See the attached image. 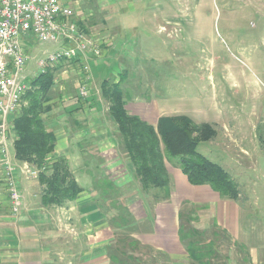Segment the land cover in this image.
Returning <instances> with one entry per match:
<instances>
[{"label": "rangeland", "instance_id": "obj_1", "mask_svg": "<svg viewBox=\"0 0 264 264\" xmlns=\"http://www.w3.org/2000/svg\"><path fill=\"white\" fill-rule=\"evenodd\" d=\"M69 7L73 14L70 21L84 39L99 46L101 55L95 58L87 53L74 58V62H86L89 78L87 73L82 77L83 68L75 64L71 69L60 66L55 72L50 92L53 108L47 126L51 130L60 124V132L66 134L74 120L76 130L90 131L92 125H99L94 129L104 133H96L100 135L98 146L87 136L85 150L79 156L86 161L87 171L76 174L75 179L80 186L95 191L97 198L102 196L101 207L107 211L105 220L110 228L106 231L107 244L118 246L121 242L126 255L134 260L125 259L123 250L106 247L107 253L119 258V264H191L178 240L179 212L183 208V217L193 212L191 226L206 232L200 242H212L218 255L212 264H263L264 0H148L146 10H140L139 2L121 1L108 8L111 11L106 14L95 11L86 18H80L75 8ZM113 10L117 13L114 20L110 18ZM111 25L117 30L108 33L105 26ZM26 44L27 64L20 78L32 81L43 70L39 63L60 44L40 43L35 38ZM104 80L121 82L126 111L153 126L160 117L181 115L197 125H211L215 136L200 142L197 152L228 172L237 185L238 200L215 196L208 205L186 202L181 204L177 219L175 212L171 221L161 214L157 217L159 211L155 212L150 197L157 199L160 191L141 186L119 141L109 114L110 104L102 96ZM82 87L85 96L80 95ZM66 98L80 108L74 110L75 105H68ZM87 106L96 110L94 118L84 114L82 108ZM67 110L77 112L67 119ZM166 169L171 174L175 168L166 163ZM0 174L11 212L7 178L4 172ZM113 219L128 225L112 228ZM59 220L62 224L58 221V234L62 236L67 231L66 221L61 216ZM93 230L83 234L98 240ZM79 233L82 230L74 229L72 236ZM161 234L169 236L170 246L163 244ZM129 238L144 249L133 251ZM160 247L165 249L156 251Z\"/></svg>", "mask_w": 264, "mask_h": 264}, {"label": "trees", "instance_id": "obj_2", "mask_svg": "<svg viewBox=\"0 0 264 264\" xmlns=\"http://www.w3.org/2000/svg\"><path fill=\"white\" fill-rule=\"evenodd\" d=\"M63 63L65 62L61 61L58 66L47 67L44 73L30 81L29 89L22 97L26 104L23 103L12 121L14 158L18 163H27L39 172L37 180L43 187L40 194L43 207H63L75 201L82 192L66 159H50L57 142L54 132L47 126L53 108L50 92L54 86V74ZM120 83L113 84L104 80L101 93L110 104L109 114L116 125L119 141L133 163L143 188L160 189L169 186L167 163L179 169L190 185L208 186L221 199L233 202L238 200L237 185L228 172L197 152L200 142H208L215 136L211 125H197L189 117L181 115L160 117L153 126L126 111ZM182 213L183 208L179 212L181 224L177 230L178 240L188 254L189 261L191 264H212V260L218 258L212 242H200L199 238H203V233L206 232H200L191 226L192 211L185 217ZM117 219L112 220V228L122 229L128 225L126 222L122 225V221ZM213 234L216 235L215 232ZM129 240L133 251L144 249L138 241ZM120 244L121 242H118V246L108 245L106 249L117 252L123 250L121 255L126 256L125 259L134 260L126 255V249H122ZM110 260L116 264L121 261L116 256H111Z\"/></svg>", "mask_w": 264, "mask_h": 264}, {"label": "crops", "instance_id": "obj_3", "mask_svg": "<svg viewBox=\"0 0 264 264\" xmlns=\"http://www.w3.org/2000/svg\"><path fill=\"white\" fill-rule=\"evenodd\" d=\"M121 1L125 3L139 2L140 10H146L145 7L148 2V0H62V3L66 6H73L76 14L78 13L80 18H86L88 17L87 15L95 13V11L106 14L107 11H111L108 8ZM116 14V10H113L110 18L114 20ZM115 27L113 25L105 26V30H111L113 32V29H116ZM59 46H61V44ZM107 52L109 53V51L106 50V54H108ZM85 63L84 60L78 59L76 62L73 60L65 62L61 66H66V68L71 69L75 64L77 67L80 66L85 69ZM86 72L84 71L82 77H85ZM86 75L87 78H89L88 73ZM66 100L68 105H75L73 108L74 110L80 108L78 104L76 106L73 102L68 101V98H66ZM92 109L93 106L82 108V110H84L83 112H85L84 114H92L94 118L93 112L95 113L96 110L93 111ZM71 111L72 110L66 111L67 119L77 112ZM56 115L59 116L60 114L57 113ZM62 116L64 117V115ZM51 120L55 121L54 119ZM72 121L73 122L70 124H72L74 128H67L71 129L70 132L72 133H61L59 130L61 128L60 124L50 127L57 138L54 152L50 159L64 157L75 178L76 174L87 171L85 167L87 165L85 164L86 161L79 157L81 155L80 153H83L85 150V140L87 136L95 139L94 145L98 146L100 135L96 133H101V136H103L104 133L103 131L100 132L94 129L95 126L99 125L91 126L92 129H90V131L92 133L88 131L87 128L76 130L75 127L78 126V124L74 120ZM66 135L67 137L64 139ZM104 136L106 137L107 134L105 133ZM101 141L103 142L104 140ZM12 145L13 143L9 146L12 151L11 152L9 149V158L16 166V181L21 195L23 196V202L19 208L18 214L13 215L10 212L6 190L4 189L5 187H3L4 185H2V183L0 184V264H112L110 261L112 255L110 256L105 250L108 246L106 231L110 228L107 226L105 220V213L107 211L105 208L101 207L104 206L101 202L102 196L97 198L95 191L86 188L84 185H79L82 188V192L75 201L69 202L60 208L43 207L40 202V194L43 187L37 180L38 174L36 176L26 174L23 170L25 167L31 170H34V168L24 163H18L15 160ZM98 149H100V147H98ZM65 152H67V154ZM100 154L101 152H99V155ZM70 165H72V170ZM74 165L78 166L79 169L74 170ZM1 172L3 173V170L0 167V173ZM2 175L3 174H0V180L2 179ZM169 176V186L158 190L155 189L156 191H160L157 193L159 194L157 199H155V196L153 198L150 197L151 203L155 206V212L159 211V213L156 212L157 217L161 214L164 218H168L169 221H171L174 212L176 219L178 218L179 208L182 203H204L208 205L209 201L213 200L215 196L220 198L218 194L213 192L208 186L190 185L185 175L179 169L176 170L175 168L171 174L169 173ZM101 194L105 196V192L102 190ZM177 199L178 201H176ZM60 216L66 221V223L63 222L66 224V228L63 227L64 225L61 226L67 230L64 232L65 235L62 236L58 234L57 228V226L59 227L58 221H60ZM74 220H77L75 221V227L72 225ZM156 225L155 222V229ZM91 228L94 229L92 232L97 235L98 240H93V237L91 236V238L90 235L86 233L83 234L84 232L90 231ZM74 229L82 230V234L79 233V236L76 237L72 236ZM60 237H64V239H60ZM168 237L169 236L161 234V241L166 246L171 245V240ZM143 243L149 244L144 241ZM91 244H93L92 248ZM163 249L165 248L160 247L156 249V251H161ZM226 259L227 257L225 260ZM259 264H262V262H259Z\"/></svg>", "mask_w": 264, "mask_h": 264}, {"label": "built area", "instance_id": "obj_4", "mask_svg": "<svg viewBox=\"0 0 264 264\" xmlns=\"http://www.w3.org/2000/svg\"><path fill=\"white\" fill-rule=\"evenodd\" d=\"M72 16L71 8L62 0H0V167L7 178L13 215L18 214L22 195L15 177L16 166L9 158V146L14 141L13 118L30 84L20 78L27 64L26 43L35 38L40 43L61 44L48 54L46 61L39 63L43 69L41 73L47 67L72 61L78 55L90 53L95 58L101 55L99 46L84 39L76 24L70 21ZM81 89L80 95L85 96V88ZM23 170L33 176L39 173L27 167Z\"/></svg>", "mask_w": 264, "mask_h": 264}]
</instances>
